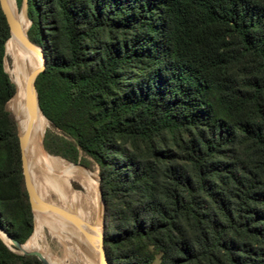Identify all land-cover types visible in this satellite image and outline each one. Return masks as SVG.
I'll list each match as a JSON object with an SVG mask.
<instances>
[{"label":"trees","instance_id":"obj_1","mask_svg":"<svg viewBox=\"0 0 264 264\" xmlns=\"http://www.w3.org/2000/svg\"><path fill=\"white\" fill-rule=\"evenodd\" d=\"M14 4L46 58L44 148L96 165L110 264H264V0ZM9 36L0 8V227L24 243ZM1 239L0 264H41Z\"/></svg>","mask_w":264,"mask_h":264},{"label":"rangeland","instance_id":"obj_2","mask_svg":"<svg viewBox=\"0 0 264 264\" xmlns=\"http://www.w3.org/2000/svg\"><path fill=\"white\" fill-rule=\"evenodd\" d=\"M12 2H13L12 5L13 9L15 10L14 0ZM21 12L24 13V15L22 16L24 17V29L26 31V28L30 22L26 17L24 6L17 14H20ZM6 52H7V56L4 58L5 70L8 72L12 80H14L15 77L14 70L16 71L17 79L15 83L16 85H18L20 80L18 66L16 64V61L14 60L13 55L9 51H7V49ZM30 71L31 69L29 68L26 69L24 71L23 78H25L30 73ZM28 124L31 129V132L33 133L35 140L39 144L42 143V145L46 132L58 133V130L52 128L48 120L44 118V116H42L39 109H37L31 121L30 122L28 121ZM39 157H40V162L37 168L38 170L40 167L43 168L45 172V177L43 176V178L39 177L40 179L39 178L36 179V181L33 182V189L41 200L49 204L55 205L62 210L70 212L79 220L83 219L80 211H78L77 208L73 205V203L70 202L72 201L71 200L73 196L72 192H81L78 190H74L71 186V183L73 184V186L74 185L79 186L78 185L79 179H83L85 181V187L88 191V195L83 192L81 193L85 194L88 197L93 196L94 198L98 199L99 203L101 204L97 178H96L98 173L96 165H92L91 168H88L91 172L93 170L92 174H95L96 175L95 176L86 173L80 167L73 165L72 163L67 161H63V162L60 161V164L57 165V168L54 166L52 167L51 165L49 166L43 162L44 161L43 157H41L40 155ZM46 175H48L49 177L48 179H46ZM76 189H80V188L76 187ZM98 211L99 213H101L100 209L97 210V213ZM91 216L93 218V215ZM33 221H34V216H33ZM50 221L53 222L52 226L49 225L47 219L37 218L35 237H34L35 248L49 252L51 255L55 256V258H57V260L61 264H91L90 256H93L94 253L86 251L84 249V244H83L84 241L82 239L81 240L75 239L70 234L68 227L65 226L59 220L55 219ZM68 224L73 229L79 227L75 223H68ZM84 243L85 245L91 247L88 244V242H84ZM9 246H11V244ZM12 248L14 247L12 246Z\"/></svg>","mask_w":264,"mask_h":264},{"label":"bare ground","instance_id":"obj_3","mask_svg":"<svg viewBox=\"0 0 264 264\" xmlns=\"http://www.w3.org/2000/svg\"><path fill=\"white\" fill-rule=\"evenodd\" d=\"M8 9L15 17L17 23L19 24V27L21 29L22 35L26 36L27 32L24 29V15L23 12L20 14H17L15 10L13 9V0H6ZM30 22V21H29ZM9 51L16 61V64L19 69L20 74V80L19 84L16 85L14 80H12L16 85V92L13 95V97L8 100L6 103V108L16 117L17 120V128L19 131V134H27V148L25 151V158L27 160V173L28 177L31 180V183L33 185V182L36 181V179L45 177V172L43 168H39L38 170V164L40 162V157H43V162L47 165H51L52 167H56L60 164V161H67L63 159L62 157L51 155L45 149L43 148L42 143L39 144L31 132V129L29 127L28 121L30 122L33 114L30 113L28 106L26 104V96H25V89L29 83V79L33 73H35L43 64V60L40 57V55L36 52L27 47L20 39H10L6 43L5 50ZM31 69L30 73L24 77V71L26 69ZM36 172V173H35ZM34 177V178H33ZM39 178V179H40ZM48 175H46V179H48ZM78 184L80 185L81 189L86 190L85 188V181L83 179H79ZM72 202L73 205L77 208L78 211H80L83 219H77L73 214L67 211L69 216L76 218L75 221L78 223V226L76 229L69 226L68 223H72L71 221H67L63 219L62 217H59L58 215L51 213V212H35L33 214L34 216V230L32 234L30 235L29 239L24 243L22 246L23 250L25 251H39L45 260L47 261V264H61L55 256L51 255L47 251L36 249L34 246V237H35V230H36V221L37 218H45L48 220L49 225H53V222L50 220H59L62 222L65 226L68 227L70 234L75 238L79 240H83L84 242H88V244L92 247H89L88 245L84 244V249L89 252H93V256H90V262L91 264H97L99 260V253H98V238L100 236L101 232V213H97V210L100 209L101 211V204L99 203V200L92 197H88L85 194L81 192H72ZM65 211V210H63ZM93 215V218L92 216ZM77 225V224H76ZM0 237L2 240L9 246L11 244L10 240L6 237L4 233L0 231ZM12 248V246H10ZM94 248V249H93Z\"/></svg>","mask_w":264,"mask_h":264},{"label":"water","instance_id":"obj_4","mask_svg":"<svg viewBox=\"0 0 264 264\" xmlns=\"http://www.w3.org/2000/svg\"><path fill=\"white\" fill-rule=\"evenodd\" d=\"M6 2H7L6 0H0V8H1V10H2V12L6 18V22L8 24L9 32H10V36L5 42V47H6V43L8 40L20 39L27 47H29L33 51H36L43 60L42 66L35 73H33L31 75V77L29 79V83L25 89L26 104L28 106L30 113L35 115L37 109H39V111H41V110H40L39 105H38V98H37V92H36V89L34 86V81H35V78L38 75V73L44 69L45 64H46V58L43 56V53H42V50L40 47H38L34 43H32L29 40L27 35L26 36L22 35L19 24L17 23L13 14L8 9ZM30 24H31V21H30ZM13 116H14V119H15V122L17 125L16 117H15V115H13ZM17 130H18V128H17ZM18 139H19V147H20V152H21V167H22V173H23V177H24V184H25V188H26V191L28 194V200L30 203L32 213L34 214L35 212H51V213L58 215L59 217H62L63 219H65L67 221H71L72 223H75L78 225V223H77L78 221L76 220V218L69 216L67 211H63L62 209L58 208L55 205L44 202L35 193V191L33 189V185L31 183V180L28 177V173H27V160L25 158V151L27 148V140H28L27 134H25V133L19 134V131H18ZM43 148H44V146H43ZM72 164L80 167L81 169L90 171L87 167H85L79 163H72ZM71 186L74 190L82 191L81 188L76 189L72 183H71ZM98 189H99V195H100V201H101V215H102V217H101V232H100V236L98 238V241H99V243H98V253H99L98 264H110V262L107 258V255L105 253L104 246H103V200H102V195H101L100 186H99V176H98ZM75 221H77V222H75ZM0 231L6 235V237L10 240L11 245L14 247V248H11L1 239L8 246V248L11 251H13L17 254L33 255L41 262V264H47V261L45 260V258L43 257V255L39 251H25L22 249L23 248L22 246L24 245V243L26 241L24 243H20V242L14 240L9 235H7L6 232L1 227H0Z\"/></svg>","mask_w":264,"mask_h":264}]
</instances>
